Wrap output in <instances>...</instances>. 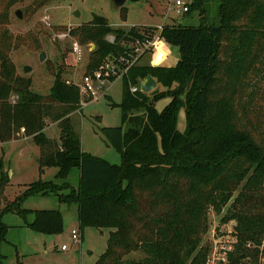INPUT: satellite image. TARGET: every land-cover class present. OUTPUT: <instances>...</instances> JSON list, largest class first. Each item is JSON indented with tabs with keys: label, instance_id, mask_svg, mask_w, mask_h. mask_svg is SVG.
<instances>
[{
	"label": "trees",
	"instance_id": "1",
	"mask_svg": "<svg viewBox=\"0 0 264 264\" xmlns=\"http://www.w3.org/2000/svg\"><path fill=\"white\" fill-rule=\"evenodd\" d=\"M24 1L0 0V142L18 138L23 127L38 146L39 171L57 167L60 183L36 180L14 200H5L0 264H6L1 252L9 229L5 213L21 216L32 231L62 233L58 209L21 208L27 197L49 191L60 203L76 205L81 235L88 227L110 229L106 250L92 264H205L211 210L222 215L221 223H236L230 264L256 259L259 250L247 243L264 239V0H218L213 24L206 21L209 0H191L187 15L198 10L199 25L164 26L162 37L178 49L177 64L133 66L123 78L122 101L112 103L122 109V124L101 128L120 163L82 150L70 118L80 107L78 88L66 84L61 72L52 68L47 95L31 90V79L16 73L7 26L10 8ZM49 1L31 0L26 11L34 13ZM119 10L126 20L127 8ZM141 29L126 31L92 15L69 34L82 46L94 44L87 51L85 72L90 73L108 55L122 53L123 42ZM109 34L114 43L106 39ZM149 74L161 89L132 93L130 87ZM163 98L170 101L159 111L155 104ZM182 108L184 131L177 128ZM47 122L57 124V139L45 134ZM74 167L79 169L76 188L66 181ZM7 183L1 173L0 191ZM139 250L143 258H126Z\"/></svg>",
	"mask_w": 264,
	"mask_h": 264
},
{
	"label": "rangeland",
	"instance_id": "2",
	"mask_svg": "<svg viewBox=\"0 0 264 264\" xmlns=\"http://www.w3.org/2000/svg\"><path fill=\"white\" fill-rule=\"evenodd\" d=\"M31 0L16 3L10 8L9 29L10 47L9 58L15 66L16 73L31 79V90L41 95H47L53 82L52 68L55 73H62L64 80H79L85 71V64L88 61V52L76 62L75 56L70 53L69 38L60 39V33L68 31L81 23L87 22L92 15H103L108 18L110 24L116 28L129 30L132 26L140 24H174L197 26L201 23V16L198 10L192 14L179 16L170 12L171 18L165 19L168 13L165 0H128L125 7L128 10L127 19L121 17L120 10L114 9L111 0H50L34 13H27L26 7ZM218 0H209L206 3L207 22L218 23ZM20 10L22 17L18 18L15 11ZM75 11L79 16H74ZM49 18L47 22L43 16ZM160 49V50H159ZM167 52L169 58L164 65L174 63L178 56V49L167 43L164 39L156 49L144 55L138 63L141 65H153L161 58L157 52ZM45 51L46 58L39 61L38 56ZM160 62V61H159ZM178 62V61H177ZM177 64V63H176ZM175 64V65H176ZM29 65L30 72L24 73L23 66ZM77 65L76 67L73 66ZM154 66V65H153ZM161 89L160 85H158ZM151 94V93H149ZM108 95H111L108 96ZM123 98V78L118 79L111 86L109 92L98 100L82 105L79 110L71 114V122L75 136L81 143L84 152L94 156L107 159L111 163H120V154L106 141L101 132L104 126H119L122 124V109L113 106L112 103H120ZM11 100L15 101L16 96L12 95ZM170 101V98H163L156 102L155 106L160 111ZM187 125L186 111L182 108L179 112L177 128L184 131ZM20 135L24 139L26 134L24 128ZM47 136L58 138L60 130L56 123L47 122L44 129ZM16 139L11 138L9 140ZM0 142V176L4 173L8 183L4 190L0 191V207L5 205V200L12 201L17 195L23 192L27 186L36 181H53L56 179L57 167H46L39 171L38 146L32 138L27 140ZM79 169L74 167L70 171L66 181L74 188L78 185ZM65 194L67 189L60 191ZM21 208L30 210L58 209L64 217V229L57 235H47L32 231L24 225V219L15 213H5L2 220L9 226L6 240L1 244V252L5 255L6 264H16L19 260L22 264H92L107 248V239L110 229L88 227L83 233L81 244H71L70 231L78 228L77 207L75 204L67 205L60 203L54 192L49 191L48 195L38 193L29 196L21 202ZM210 228L206 240L212 246L214 235L230 230L234 223L228 225L221 223L222 215L210 211ZM31 215L26 220H31ZM66 219V221H65ZM68 221H71L68 223ZM219 228V229H218ZM215 231L217 233H215ZM225 239L227 237H224ZM70 245L67 253L61 252L60 246ZM144 257L142 251H135L128 255L129 259H140Z\"/></svg>",
	"mask_w": 264,
	"mask_h": 264
},
{
	"label": "built area",
	"instance_id": "3",
	"mask_svg": "<svg viewBox=\"0 0 264 264\" xmlns=\"http://www.w3.org/2000/svg\"><path fill=\"white\" fill-rule=\"evenodd\" d=\"M167 9L169 10L165 19L168 20L170 12H174L177 17L185 16L190 11L191 0H165ZM48 16H43V20L47 22ZM173 23L174 20L171 18ZM167 23H161L156 26H140L142 29L139 31V36H133L132 38L125 40L122 44L123 52L115 55L110 54L103 61L100 68L86 73L85 71L80 76L79 80H65L66 84L74 85L78 88L80 106L85 105L88 102L98 100L104 97L110 86L114 81L124 78L129 70L138 64L144 55L151 52L160 46L162 32L164 26ZM139 27V26H138ZM60 39L69 38L70 42V53L75 56L76 62H79L84 57L86 51H89V45L82 46L78 40L72 37L68 33H60L58 35ZM106 39L114 43L116 37L113 34H109ZM132 93H136L141 90L140 84L132 85L130 87ZM23 131V129H21ZM234 223L230 230H225L221 233L224 235H214L213 244L211 250L207 256L205 264H230L229 253L232 252L237 243L236 235V223ZM228 225V223H224ZM219 229V228H218ZM215 233H217L215 231ZM224 237H227L226 239ZM71 244H81L82 235L81 231L77 228L70 231ZM70 244V245H71ZM70 245L63 244L60 246L61 250H67ZM247 246L259 250L257 258L246 257L240 264H264V239L260 244H256L253 241H249Z\"/></svg>",
	"mask_w": 264,
	"mask_h": 264
},
{
	"label": "water",
	"instance_id": "4",
	"mask_svg": "<svg viewBox=\"0 0 264 264\" xmlns=\"http://www.w3.org/2000/svg\"><path fill=\"white\" fill-rule=\"evenodd\" d=\"M111 1H112V4H113L114 9H118V10L120 8H122L123 6H125V4L127 2V0H111ZM15 15L18 18H21L22 17V13H21L20 10H16L15 11ZM73 15L77 17V16H79V12L78 11H75L73 13ZM92 45L94 46V44H92ZM45 58H46L45 51H41L39 53V56H38L39 61L42 62V61L45 60ZM30 70H31V67L29 65H24L23 66V72L24 73H28V72H30ZM140 85H141L142 92L149 94L152 91H154L155 89H157V87H158V81H157V79L153 75L149 74L145 78L142 79Z\"/></svg>",
	"mask_w": 264,
	"mask_h": 264
},
{
	"label": "crops",
	"instance_id": "5",
	"mask_svg": "<svg viewBox=\"0 0 264 264\" xmlns=\"http://www.w3.org/2000/svg\"><path fill=\"white\" fill-rule=\"evenodd\" d=\"M128 1V0H127ZM107 18V17H106ZM156 25H158V24H147V25H145V24H140V25H135V26H156ZM112 26V25H111ZM112 27H114V26H112ZM133 27V26H132ZM94 48V46L92 45V44H90L89 45V50H91V49H93ZM160 50V49H159ZM159 50H158V52H157V54H158V56H161V58L157 61V63H154L153 65L154 66H156V65H164V63H165V61L167 60V58H169V56H168V54H167V52L166 51H164L163 49L159 52ZM178 54V53H177ZM85 56V55H84ZM178 58H179V54H178V56L175 58V61H174V63H171V64H169L168 66H174L176 63H177V61H178ZM160 61V62H159ZM73 66V65H72ZM77 65H75V66H73V67H76ZM85 67H86V64L84 65ZM165 66H167V65H165ZM117 81V80H116ZM116 81H114V83L116 82ZM141 83V82H140ZM113 85V84H112ZM111 85V86H112ZM158 85H159V83H158ZM111 86H110V88H111ZM141 86V85H140ZM110 88H109V90H110ZM109 92V91H108ZM108 96H110L111 97V95H108ZM89 103V102H88ZM82 107V106H81ZM81 107H79V109L81 108ZM78 109V110H79ZM46 128V127H45ZM28 138H30V136H27L26 138H22L21 137V135H20V133H19V137L18 138H16V139H12V140H9V141H15V142H20V141H24V140H27ZM63 216V215H62ZM76 217H77V214H76ZM65 221H66V219H65ZM71 221H68V223H70ZM63 227H64V225H65V222H64V217H63ZM77 226H78V222H77V224H76ZM84 231H85V229L83 230V232H82V240H83V233H84ZM103 233V232H102ZM82 242V241H81ZM70 249V246H69V248L67 249V250H61V248H60V250H61V252H64V253H67L68 252V250ZM94 262H96V261H94ZM79 264H82V263H79Z\"/></svg>",
	"mask_w": 264,
	"mask_h": 264
}]
</instances>
